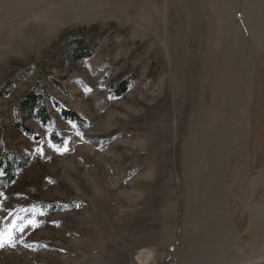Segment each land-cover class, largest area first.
Here are the masks:
<instances>
[{"label": "rangeland", "instance_id": "374dc122", "mask_svg": "<svg viewBox=\"0 0 264 264\" xmlns=\"http://www.w3.org/2000/svg\"><path fill=\"white\" fill-rule=\"evenodd\" d=\"M0 170V264H264V0H0Z\"/></svg>", "mask_w": 264, "mask_h": 264}, {"label": "trees", "instance_id": "16d2710c", "mask_svg": "<svg viewBox=\"0 0 264 264\" xmlns=\"http://www.w3.org/2000/svg\"><path fill=\"white\" fill-rule=\"evenodd\" d=\"M84 43V41L78 42L77 48H75V51L73 52L74 60L79 61L91 57L90 51L86 49V45ZM131 81L132 79H126L120 82L118 95L122 96L127 92ZM40 103H42V105H40ZM57 106L60 108L59 104ZM19 109L21 115L31 119L39 120L43 124H48L52 120L47 103L44 102L43 98L35 92H31L25 97L22 103H20ZM61 115L65 120L77 122L79 125L83 124V119H81V116L76 112L61 108ZM24 129L26 130L27 134H33L31 129L26 127H24ZM55 138L56 137L54 135L53 139L55 142H57Z\"/></svg>", "mask_w": 264, "mask_h": 264}, {"label": "snow or ice", "instance_id": "6c2138e0", "mask_svg": "<svg viewBox=\"0 0 264 264\" xmlns=\"http://www.w3.org/2000/svg\"><path fill=\"white\" fill-rule=\"evenodd\" d=\"M91 88H86L85 93H91ZM110 99L112 97H109ZM73 128L76 127V124L73 121L68 122ZM55 135V133H53ZM79 135V133H77ZM37 144L40 146L35 148L33 151L34 153H38L40 155H43L44 148L43 144L45 141L43 140H37ZM51 147L54 148V150L63 152L67 151L66 145L63 146H56L55 144L51 145ZM5 175L3 170H0V177H3ZM3 194L0 193V197H2ZM3 205L0 204V210H2ZM28 209H21V212L27 213ZM40 215H44L43 212L40 213ZM35 216V212H33V217ZM6 221L3 229H0V250L4 249L5 247H11L15 248L18 243L22 242L21 237L25 235V230L28 228H35L38 226V222L33 219L26 220L24 217L20 216L18 213L14 214L13 212L9 211L2 219H0V223ZM55 223V222H53ZM24 247H29L27 243L23 245Z\"/></svg>", "mask_w": 264, "mask_h": 264}, {"label": "bare ground", "instance_id": "6f19581e", "mask_svg": "<svg viewBox=\"0 0 264 264\" xmlns=\"http://www.w3.org/2000/svg\"><path fill=\"white\" fill-rule=\"evenodd\" d=\"M142 255H144V256H145V254H143V253H142ZM139 256H140V255H139ZM140 260H141V257H140Z\"/></svg>", "mask_w": 264, "mask_h": 264}]
</instances>
